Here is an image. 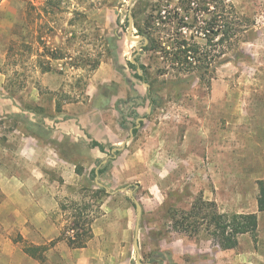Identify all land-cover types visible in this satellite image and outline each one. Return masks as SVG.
<instances>
[{
  "label": "rangeland",
  "instance_id": "374dc122",
  "mask_svg": "<svg viewBox=\"0 0 264 264\" xmlns=\"http://www.w3.org/2000/svg\"><path fill=\"white\" fill-rule=\"evenodd\" d=\"M129 1L0 0V167L25 178L34 176L35 169L42 171L44 186L37 194L41 200L51 197L54 204L57 199L58 206L48 215L59 229L52 240L40 242L50 246L45 260L35 259L24 246L37 243L24 238L15 217L3 209L0 264H137L133 244L137 214L130 194L134 189L143 206L140 245L146 264H264V211L258 209V182L264 179V0H227L254 22L240 44L247 57L218 65L212 80L195 79L191 84L165 59L144 50V41L127 38ZM156 1L136 0L135 36H145L138 25H144ZM137 46L142 49L136 60L155 80L159 105L148 97L151 85L137 78L129 64ZM102 62L104 75L128 78L139 88L128 89L127 99L145 97L121 105L127 116L142 107L139 117L145 119L138 134L132 136L131 129L139 117L128 116L123 141L107 144L102 156L95 155L92 143L70 145L67 138L55 143L58 150H53L48 144L51 128L44 118L66 117L59 112L62 96L54 110L55 75L63 74V85H69L67 100L86 101L89 79ZM38 91L43 95L42 109L34 101ZM5 95L33 112L39 122L43 117L41 125L29 124L20 111L9 113ZM22 129L43 137V156L21 153ZM124 145L101 165L110 164L99 175L106 187H129L111 194L96 181L92 169ZM200 193L217 202L222 212L256 213L257 238L244 234L236 248L223 250L205 230L194 237L175 231L162 207L188 210ZM5 198L0 190V204ZM62 202L89 206L85 217L92 221L94 237L86 247H70L64 238L51 247L73 220L69 211L60 210Z\"/></svg>",
  "mask_w": 264,
  "mask_h": 264
},
{
  "label": "trees",
  "instance_id": "16d2710c",
  "mask_svg": "<svg viewBox=\"0 0 264 264\" xmlns=\"http://www.w3.org/2000/svg\"><path fill=\"white\" fill-rule=\"evenodd\" d=\"M136 13L133 12L134 18ZM253 24L249 17L238 11L234 3L229 4L227 0H158L152 3L150 13L144 18V25H137L149 39L144 50L154 52L165 59L178 76L182 78L181 75L185 74V81L191 84L195 79L212 80L217 66L224 62L245 59L247 56L240 44ZM200 38L205 42L202 43ZM129 64L136 70L137 78L151 85L148 97L153 105H159V99L154 96L155 80L150 77L146 66L141 64L143 73L139 74L138 66L131 61ZM136 97L145 99L141 95ZM136 97L119 99L116 103L124 128L128 127V116L136 118L140 114L134 108L127 116L121 105L133 102ZM140 105L141 103L136 104L135 107ZM133 132L136 136L139 128L135 127ZM99 148L106 152L107 144L101 143ZM109 165L108 163L101 167L99 174L107 172ZM77 171L82 173L80 168ZM92 173L95 174L96 170L92 169ZM258 183L260 189L258 207L260 211H264V179ZM100 191L105 190L100 188ZM88 207V205L81 207L78 202H72L71 205L67 202L60 204V210L64 213L69 211L73 220L61 230V236L53 240L51 246H55L57 241L63 238L70 247L87 246L94 237L92 221L85 217ZM162 208L172 221L175 231L194 237L205 230L209 238L223 250L236 248L240 236L244 234L251 233L255 239L257 238L259 222L256 213L222 212L217 202L205 199L203 193L195 198L188 210ZM49 247L43 244L25 245L24 251L31 257L44 261L45 252Z\"/></svg>",
  "mask_w": 264,
  "mask_h": 264
},
{
  "label": "crops",
  "instance_id": "0c3cea01",
  "mask_svg": "<svg viewBox=\"0 0 264 264\" xmlns=\"http://www.w3.org/2000/svg\"><path fill=\"white\" fill-rule=\"evenodd\" d=\"M54 79L58 82H55L57 85L52 88L54 110H57V101L62 96L65 100L61 105L62 111L59 112L66 115V117L58 116V119L55 118L51 121L44 118L50 125H47V129L51 128L50 137L52 141L48 144L53 150L57 149L54 141L61 142L67 138L70 145H74L80 141L95 144L93 146L95 155L102 156L103 152L99 148V144L110 143L118 145L123 141V134L126 128L121 125V116L120 112L116 109V102L119 99H127L128 89L135 91L138 88L128 78H118L115 74L104 75L102 62L89 79L85 90L88 99L86 101L67 100V95L71 93V90H69L68 84L63 85V74L59 73L55 75ZM56 92H59L60 95ZM140 93L144 95L143 92ZM3 101L4 105H7L9 113L20 111L26 115L27 120L31 121L29 124L31 123L34 126L41 125L43 117L40 118L39 122L38 116L27 108L20 107L12 99L6 97V95ZM34 101L40 109L43 108V95L39 91ZM141 108H137L139 113H141ZM20 135L22 138V154H26L27 156H43V137L28 134L23 129ZM5 150L8 154L7 147ZM39 174H42V171L35 169L34 176L29 174L30 176L28 175L25 178L24 175H19L9 169H2L0 167V190L6 194L4 202L0 204V211L6 208L9 211L8 213L15 217V227L20 230L23 237L31 239L37 245H42L40 244L42 240H52L59 231L57 224L55 225L48 215L49 209L57 207L58 202L56 199L54 204L51 197L41 200L37 193L42 191L41 186L44 185ZM32 226L35 229H32ZM38 236L39 238H37ZM12 242V239H9V243L12 244ZM51 247L53 248L54 246Z\"/></svg>",
  "mask_w": 264,
  "mask_h": 264
},
{
  "label": "water",
  "instance_id": "95a60500",
  "mask_svg": "<svg viewBox=\"0 0 264 264\" xmlns=\"http://www.w3.org/2000/svg\"><path fill=\"white\" fill-rule=\"evenodd\" d=\"M136 0H130L129 1V10H128V21H129V25H128V33H127V38L133 42H142L144 41V43L142 44L143 46H146L149 42V39L146 36L143 35H138L135 36L134 35V16H133V6L135 5ZM141 46H137V52L134 54V56L131 58V62L137 64L138 66V72L139 74H142V70L140 68V65L138 63V61L136 60L137 56L140 54L141 51ZM145 85L150 86V84L148 82H144ZM144 117H139L137 120V126L136 127H140L141 126V121L144 120ZM134 128L131 129V135H134L133 132ZM125 145L123 147H115L112 151V155H109L107 158H105L104 160H102L101 164L97 167L96 173V181L101 184L102 186H104L106 188V190L111 193V194H115L117 192L120 191H126L129 190L128 186L125 187H121L117 190H110L108 187H106L103 183H101L99 181V169L101 167L102 164L106 163L109 159L114 158L117 156L116 151L121 150L122 148H124ZM136 187H138V184H136ZM130 194L132 196V198L135 201V206H136V214H137V220H136V224H135V233H134V250L136 252V263L137 264H146L143 259H142V254H141V245H140V230H141V218H142V214H143V206L141 204V202L138 200V198L135 195V189L130 191Z\"/></svg>",
  "mask_w": 264,
  "mask_h": 264
}]
</instances>
